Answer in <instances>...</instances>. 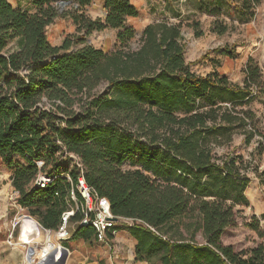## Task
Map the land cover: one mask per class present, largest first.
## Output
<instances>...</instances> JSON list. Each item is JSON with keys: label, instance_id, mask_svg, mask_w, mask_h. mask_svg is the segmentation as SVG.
Returning <instances> with one entry per match:
<instances>
[{"label": "trees", "instance_id": "trees-1", "mask_svg": "<svg viewBox=\"0 0 264 264\" xmlns=\"http://www.w3.org/2000/svg\"><path fill=\"white\" fill-rule=\"evenodd\" d=\"M60 1H67L62 9ZM91 1L29 0L30 11L0 0V159L19 204L42 226H57L69 183L61 177L43 189L30 183L36 159L76 181V169L63 168L67 161L56 155L58 140L79 155L85 182L108 199L114 215L159 232L125 225L137 241L135 260L264 264L262 243L235 251L221 240L236 225L235 206L249 204L251 161L237 153L234 136L241 134L243 145L260 137L251 156L264 146L248 107L264 84L258 65L248 59L242 84L214 70L198 74L184 59L179 24L157 18L132 48L136 30L126 19L138 15L137 7L103 0L104 18H91L85 12ZM58 17L69 18L75 33L52 45L46 27ZM105 28L116 30L108 51L87 42ZM214 52L231 56L226 47ZM248 226L260 232L257 220ZM71 238L89 241L94 229L78 226Z\"/></svg>", "mask_w": 264, "mask_h": 264}, {"label": "rangeland", "instance_id": "rangeland-1", "mask_svg": "<svg viewBox=\"0 0 264 264\" xmlns=\"http://www.w3.org/2000/svg\"><path fill=\"white\" fill-rule=\"evenodd\" d=\"M9 2L13 6L17 4L30 11L33 9L29 0ZM146 6L147 13L155 15L159 20L180 25L184 59L191 63V69L196 73L204 75L214 70L227 75L232 82L242 84L245 64L251 58L258 65L264 78V0H150L146 2ZM139 18L134 22L135 38L129 43L132 48L138 45L142 30L140 25L143 21ZM73 33L75 29L67 17L55 18L46 27L48 40L59 38L62 40L64 36ZM89 39L95 45L102 46L105 51L113 46V33L110 30L92 33ZM222 47L231 51L230 57L214 52V49ZM204 54L208 55L204 57ZM257 91L259 95L248 107L255 113L258 126L264 134V84L261 88L257 87ZM241 138V134L235 135L232 145L236 146L235 150L245 160L251 161L247 173L249 182L244 191L249 204L235 206L236 209H240L236 225L226 228L221 236L222 242L231 245L235 251L253 247L258 243L264 245V173L261 176L258 174L264 171V146L259 157L251 156L249 153L256 145L255 139L260 137L256 135L248 145L241 144ZM66 165L63 168L70 170L68 162ZM255 220L258 222L260 232L248 226ZM17 234L16 226L13 230L15 241ZM198 240L202 239L198 237ZM0 248H4L3 252L14 254L21 259L26 250V247L18 245L9 246L6 238L4 242H0Z\"/></svg>", "mask_w": 264, "mask_h": 264}, {"label": "built area", "instance_id": "built-area-1", "mask_svg": "<svg viewBox=\"0 0 264 264\" xmlns=\"http://www.w3.org/2000/svg\"><path fill=\"white\" fill-rule=\"evenodd\" d=\"M56 142L60 148L59 151L56 152V155H60V152H62L61 159H65L71 168L74 167L76 169V181L73 182L69 171H63L60 169L59 172L52 170H49L48 172L47 170L50 166L44 168V160L36 159L34 160V163L38 172L30 185L43 189L49 186L57 177H61L69 183L64 199L66 208L60 213L57 226L54 228L44 227L39 223L35 216L25 212L24 210L26 209L18 202L19 192L14 189V187L9 195L10 205L17 209V213L11 223L12 228L6 237V243L9 246L18 245L26 247L25 253L22 257V264H47L50 260H58L63 254L67 255L69 249L65 244L62 245L61 243L70 239L76 228L82 225H90L94 229V238L97 241H105L109 234L115 232L118 224L128 226L143 225L153 233L159 235V232L155 228L138 218L114 215L110 210L108 199L96 194V192L85 182L83 177L84 166L79 155L67 151L60 141L57 140ZM114 217H116L117 220H114ZM23 218L36 223L37 225L40 239L34 242H38L42 245V242H45L47 236L50 235L55 240L56 249L53 248L52 252L45 251L41 254H39V252H31L28 249L29 243L23 241L21 234V232H23ZM16 226L18 228V234L17 240L15 241L13 230ZM162 237L165 238L164 236Z\"/></svg>", "mask_w": 264, "mask_h": 264}, {"label": "crops", "instance_id": "crops-1", "mask_svg": "<svg viewBox=\"0 0 264 264\" xmlns=\"http://www.w3.org/2000/svg\"><path fill=\"white\" fill-rule=\"evenodd\" d=\"M148 1L150 0H130L137 7L138 15L127 17L126 23L128 25L136 28L134 22L140 17L139 19L143 21L140 26L143 28L148 23L157 19L155 15L147 13L145 9L147 7L146 2ZM15 6L18 5L16 4ZM85 12L91 18L100 17L103 19L106 14L103 0H92L85 7ZM144 14L145 16H142ZM70 23L75 29V25L72 24L71 20ZM106 30H110L113 33L112 45H114L115 29L105 28L100 31H93L92 33L106 32ZM92 33L89 34V38ZM89 38L87 37L88 43L105 50L102 46L95 45ZM49 42L52 45H59L62 40L59 38V40H49ZM10 176L11 170L0 159V242H4L8 232L11 231V223L17 213V209L13 208L9 201V195L13 188ZM64 243L69 249V253L65 256V264H149L146 260H135L134 249L137 241L131 236L125 225L118 224L115 232L109 234V237L105 241H97L95 238H91L89 241L70 238ZM3 250L4 248H0V264H22L21 257L17 258L16 255L5 253Z\"/></svg>", "mask_w": 264, "mask_h": 264}, {"label": "bare ground", "instance_id": "bare-ground-1", "mask_svg": "<svg viewBox=\"0 0 264 264\" xmlns=\"http://www.w3.org/2000/svg\"><path fill=\"white\" fill-rule=\"evenodd\" d=\"M23 232L22 238L23 241H27L29 243V250L31 252H39V254L47 251V252H52V249L55 248V240L52 238V236H47V240L45 242H42L43 244L40 245L38 241L40 239V234L39 231L37 230V225L36 223H33L29 220H26L23 218ZM56 249V248H55ZM54 249V250H55Z\"/></svg>", "mask_w": 264, "mask_h": 264}, {"label": "water", "instance_id": "water-1", "mask_svg": "<svg viewBox=\"0 0 264 264\" xmlns=\"http://www.w3.org/2000/svg\"><path fill=\"white\" fill-rule=\"evenodd\" d=\"M67 3V1H60L59 7L60 9L63 8V6ZM114 220H117L116 217H114ZM65 254H63L58 260H50L47 264H65Z\"/></svg>", "mask_w": 264, "mask_h": 264}]
</instances>
